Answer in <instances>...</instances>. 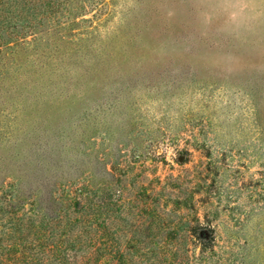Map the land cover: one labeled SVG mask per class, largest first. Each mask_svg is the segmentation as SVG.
<instances>
[{
	"label": "rangeland",
	"instance_id": "obj_1",
	"mask_svg": "<svg viewBox=\"0 0 264 264\" xmlns=\"http://www.w3.org/2000/svg\"><path fill=\"white\" fill-rule=\"evenodd\" d=\"M12 2L0 241L19 264L61 234L74 264H264V0H59L24 29Z\"/></svg>",
	"mask_w": 264,
	"mask_h": 264
},
{
	"label": "trees",
	"instance_id": "obj_2",
	"mask_svg": "<svg viewBox=\"0 0 264 264\" xmlns=\"http://www.w3.org/2000/svg\"><path fill=\"white\" fill-rule=\"evenodd\" d=\"M14 2V3H13ZM13 2L11 3L12 6H15L17 4H19L20 7H18L17 9H15V12H17V20L19 19H23L24 18V22L25 24L22 25V29H24L25 27H31L30 24V20L29 18V14L33 15V17L38 13L37 11L40 9L42 10L41 14H45L46 11H51L53 12L54 10H56L59 6H60V2L59 0H13ZM26 11V13H28V15H26L27 17L24 16V12ZM29 23V24H27ZM19 26L17 24L14 25V29L18 28ZM82 191V189H80ZM80 196H83V193L80 194ZM83 204L81 202V200L79 198L76 197V199H74V205L78 206ZM86 205L84 204V207ZM71 219L68 220V222H66L64 225V227L66 228L67 225H69V221ZM47 225V224H46ZM49 228H46V230H50V226H48ZM52 233L54 232H49L47 231V234L44 233V237L46 239H49L50 236H52ZM67 235V234H61L60 235V239L58 240V243L53 244V246L49 247V256L47 258V261H45V264H55L56 260L58 262V264H74V261H70V255L66 252L67 250V246H65L68 242H66L65 240H62V236ZM42 238V239H43ZM27 240H23L21 239V245H23L24 247H27V245L25 244ZM0 264L3 263V258H4V254L5 252H11L13 255L10 256L8 258V260H11V264H19L21 258L19 256H15V251L17 248V242L16 241H12L10 243V245L8 244H3L4 241H0ZM64 245V246H63ZM55 248L56 252L55 254L57 255H52L50 254L51 251H53L52 249ZM54 258L53 260H50ZM42 259L38 260L37 262H41ZM13 261V262H12ZM33 262L31 264L34 263V259L32 260ZM36 262V264H38ZM23 264H30V260L28 259V261L25 260L22 262ZM40 264H43V262H41Z\"/></svg>",
	"mask_w": 264,
	"mask_h": 264
}]
</instances>
